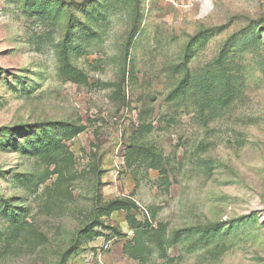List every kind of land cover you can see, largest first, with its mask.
<instances>
[{
    "label": "rangeland",
    "instance_id": "rangeland-1",
    "mask_svg": "<svg viewBox=\"0 0 264 264\" xmlns=\"http://www.w3.org/2000/svg\"><path fill=\"white\" fill-rule=\"evenodd\" d=\"M0 264H264V0H0Z\"/></svg>",
    "mask_w": 264,
    "mask_h": 264
},
{
    "label": "trees",
    "instance_id": "trees-1",
    "mask_svg": "<svg viewBox=\"0 0 264 264\" xmlns=\"http://www.w3.org/2000/svg\"><path fill=\"white\" fill-rule=\"evenodd\" d=\"M111 206H113L114 209H119L121 207H124L125 204L123 202H114L111 204ZM144 228V227H142ZM207 231H213V232H216L217 229L215 227H209V229H207Z\"/></svg>",
    "mask_w": 264,
    "mask_h": 264
}]
</instances>
